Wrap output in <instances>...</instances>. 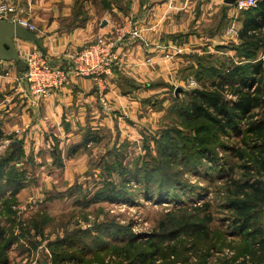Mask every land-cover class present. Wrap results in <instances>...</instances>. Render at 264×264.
I'll use <instances>...</instances> for the list:
<instances>
[{
	"label": "rangeland",
	"instance_id": "rangeland-1",
	"mask_svg": "<svg viewBox=\"0 0 264 264\" xmlns=\"http://www.w3.org/2000/svg\"><path fill=\"white\" fill-rule=\"evenodd\" d=\"M84 1L78 0L73 7V24L82 23L85 19L82 14L85 9ZM92 2L93 5L90 6L98 16L97 25L102 12L111 13L109 15L112 16L113 8L126 9L124 0ZM195 4L197 5L196 2ZM16 10L18 16L23 17V13H19L17 8ZM29 22L32 23L31 20ZM192 29L190 27L189 30ZM109 36L122 41L119 34ZM230 49L232 48L216 51L211 42L207 50L190 48L188 63L185 61L187 64L173 75L171 82H164L159 86L161 90L163 88L168 91L159 94L161 90L156 88L157 94H146L141 98L143 105L135 116L137 127L133 131L129 130L130 125L126 119L127 128L120 126L114 137L98 128L87 129V125L83 139L88 145L75 154L70 153L71 145L74 144L61 149L57 139L53 141L55 146L49 150L43 145L40 149L35 147L37 150L34 153L31 143L35 142L31 141L29 145L33 158L21 153L11 164L14 170L20 169L24 173L20 178L23 182L20 191L23 193L20 198L12 201L13 205H10L8 211L2 213V219L13 221L7 229L24 240L21 247L25 248V257L22 261H17V257L13 256V264H41L44 259L49 264H55L49 245L57 240L68 243L67 246L71 247L69 253L75 251L78 245L97 248L102 241L110 242L109 249L125 245L129 241H149L148 243L155 242L165 246L164 240L152 239L154 233L162 231V225H167L163 233L180 230L181 225L193 215V208L200 206L204 199L219 202L210 193L212 185L208 182V176H214L217 172L213 170L209 175L206 174L205 168L211 169L210 164L196 153L200 147L197 141L200 137H209L213 142L210 147L214 149L216 163L223 164L229 156L223 151L222 145L231 144L239 137L229 141L223 133H213L215 127L211 130L204 129L205 122L186 119L183 114L186 105L191 103L189 93L206 83L200 74L203 67L221 68L224 65L228 68L244 63L238 53ZM198 77L202 79L197 80ZM31 104L33 105L32 102ZM99 135H103L102 139ZM96 136L100 141L92 142ZM167 141L176 143L179 147L175 152V159L160 154L161 146ZM1 149L0 147V159L9 151ZM56 149H59L58 154H55ZM117 154H127V159L123 160L121 166L118 165L120 162L115 161ZM236 163L238 164L237 161ZM194 164L198 169L196 171L193 169ZM224 168L225 171L228 170V166ZM109 183L115 190V200L104 199L99 203H90L97 193L103 191L104 197L109 194ZM260 215L264 228V209ZM211 227L213 234L221 236L218 223ZM71 239L72 242L69 241ZM223 240L217 237L215 243L220 244ZM228 241L237 242V247L242 246L238 238H229ZM166 243L169 244L167 241ZM198 244L204 247L203 252H207L202 239L198 240ZM108 253L105 263L111 264L115 260L112 251ZM229 256L231 254L226 247L222 252L213 254L210 261H222ZM184 257H189V254H184ZM194 262L196 260L192 261Z\"/></svg>",
	"mask_w": 264,
	"mask_h": 264
},
{
	"label": "crops",
	"instance_id": "crops-1",
	"mask_svg": "<svg viewBox=\"0 0 264 264\" xmlns=\"http://www.w3.org/2000/svg\"><path fill=\"white\" fill-rule=\"evenodd\" d=\"M77 1L0 0V3L13 4L23 17L38 27L46 55L54 65L64 64L68 51L88 45L99 35L119 34L122 40L118 51L121 65L109 78L107 99L111 105L110 112L103 111L93 82L76 77H72L63 89L53 92L34 106L28 90L18 82L25 66L16 62H0V130L4 135V140L0 142L1 150L21 151L25 157L33 158L29 145L31 141L35 142L31 143V150L35 153V147L40 149L44 145L49 150L55 146L53 141L57 139L61 149L74 144L70 153L75 154L88 145L83 139L87 125V129L98 128L114 137L120 126L127 128L126 119L129 130L133 131L137 127L135 116L143 105L141 98L146 94H157L156 88L160 89L164 82L172 81L173 75L188 63L190 48L207 50L211 42L213 48L219 51L221 49L217 48L227 50L241 43L243 24L240 18L237 34H227L230 17L235 11L233 5L226 4L225 0H124L126 9L115 7L112 16L102 12L98 25L97 13L91 7L93 0L83 2L85 19L82 23L71 22ZM103 21H106L105 26H102ZM190 27L193 28L192 33ZM135 31L139 32V37L133 36ZM21 42L24 41L16 40L17 49V44ZM25 43L37 48L30 42ZM174 49L182 52L177 54ZM172 54V59H168L167 55ZM263 57L264 51L260 50L257 61L264 62ZM167 91L162 88L159 94ZM99 136L102 139L103 135ZM96 138L100 141L98 136ZM16 143L19 146L15 147ZM6 175L7 172H4L2 177L6 178ZM20 189L15 198L21 197L23 191ZM11 196L12 189L0 197V207L3 208L4 201ZM2 218L0 215L1 224L7 227V219ZM23 243L20 237L12 246L8 253L9 264H13L14 257L17 261L24 259Z\"/></svg>",
	"mask_w": 264,
	"mask_h": 264
},
{
	"label": "trees",
	"instance_id": "trees-1",
	"mask_svg": "<svg viewBox=\"0 0 264 264\" xmlns=\"http://www.w3.org/2000/svg\"><path fill=\"white\" fill-rule=\"evenodd\" d=\"M239 18L243 24L241 43L230 50L236 51L244 63L228 68L224 65L223 68L203 67L200 74L206 83L189 93L191 103L186 105L183 114L186 119L205 122L204 129L215 127L213 133H223L229 141L239 137L231 144L222 145L229 156L223 164L216 163L214 149L210 147L213 142L209 137H200L197 141L200 147L196 153L210 164L211 169L205 168L206 174L213 170L217 172L208 176V182L212 185L210 193L219 202L204 199L200 206L193 208V215L181 225L183 228L180 230L163 233L167 225H162V231L154 233L152 239L164 240L165 246L149 241H129L109 249V241L100 243L98 240L101 246L97 248L78 245L69 253L71 247L67 246L68 243L53 241L49 247L55 264H106L105 256L110 250L116 261L111 264H264V228L260 221L264 209V62L257 61L260 50L264 51V0L259 1L255 8L244 11ZM180 117L183 118L182 115ZM3 140L0 130V142ZM95 141L96 137L92 139ZM178 150L176 143L167 141L161 146L160 154L175 159ZM20 154L21 151L9 150L0 159V197L13 190V196L4 201L3 208L0 207V215L10 209L14 195L23 186L20 178L24 173L17 168L14 170L11 165ZM115 158L121 166L127 154H117ZM225 166H228L227 171ZM193 169L198 170L196 164ZM4 172H7L6 178L2 177ZM108 188V195L104 197L103 191L97 193L90 203L115 200L111 183ZM6 223L13 221L9 219ZM214 223H218L221 236L212 233L211 225ZM7 227L0 222V264H9L8 253L20 238ZM217 237L224 240L216 244ZM229 238H238L242 246L237 247V242L228 241ZM199 239L205 243L207 252L202 251L204 247L198 244ZM226 247L231 256L218 262L210 261L213 254ZM184 254H189V257H184ZM193 260L196 262L192 263Z\"/></svg>",
	"mask_w": 264,
	"mask_h": 264
},
{
	"label": "built area",
	"instance_id": "built-area-1",
	"mask_svg": "<svg viewBox=\"0 0 264 264\" xmlns=\"http://www.w3.org/2000/svg\"><path fill=\"white\" fill-rule=\"evenodd\" d=\"M259 1L238 0L233 4L235 13H232L230 17L228 35L237 34L239 15L255 8ZM0 20L18 24L39 36L37 28L27 18L18 16L13 4L0 3ZM133 36L139 37V32L135 31ZM17 46L19 57L25 66L24 71L18 77V82L26 87L34 106H38L53 92L63 89L72 77H76L88 78L93 82L103 111L105 113L110 112L111 105L107 99L109 78L113 75L115 68L121 65L118 38L99 35L95 41L88 45L68 51L62 65L52 64L46 52L44 53L38 48H31L24 42L17 44ZM174 51L177 54L182 52L180 49H174ZM167 56L168 59H172L173 54Z\"/></svg>",
	"mask_w": 264,
	"mask_h": 264
},
{
	"label": "water",
	"instance_id": "water-1",
	"mask_svg": "<svg viewBox=\"0 0 264 264\" xmlns=\"http://www.w3.org/2000/svg\"><path fill=\"white\" fill-rule=\"evenodd\" d=\"M238 0H225L228 5H233ZM106 25V21L102 22V26ZM16 40L35 43L37 48L45 53L40 37L27 28L18 24L0 20V62H16L24 65L19 57L16 49ZM19 146L17 143L15 145ZM41 264H49L47 260H43Z\"/></svg>",
	"mask_w": 264,
	"mask_h": 264
}]
</instances>
